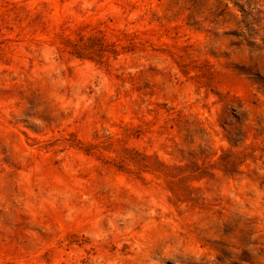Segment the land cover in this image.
Wrapping results in <instances>:
<instances>
[{"label":"rangeland","instance_id":"rangeland-1","mask_svg":"<svg viewBox=\"0 0 264 264\" xmlns=\"http://www.w3.org/2000/svg\"><path fill=\"white\" fill-rule=\"evenodd\" d=\"M0 264H264V0H0Z\"/></svg>","mask_w":264,"mask_h":264}]
</instances>
